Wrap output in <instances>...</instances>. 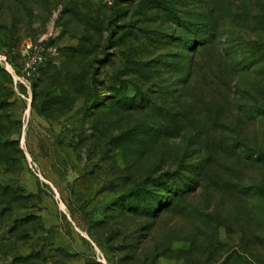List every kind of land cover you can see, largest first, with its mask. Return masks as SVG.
I'll use <instances>...</instances> for the list:
<instances>
[{
  "label": "rangeland",
  "instance_id": "1",
  "mask_svg": "<svg viewBox=\"0 0 264 264\" xmlns=\"http://www.w3.org/2000/svg\"><path fill=\"white\" fill-rule=\"evenodd\" d=\"M0 58V264H264V0H0Z\"/></svg>",
  "mask_w": 264,
  "mask_h": 264
},
{
  "label": "built area",
  "instance_id": "2",
  "mask_svg": "<svg viewBox=\"0 0 264 264\" xmlns=\"http://www.w3.org/2000/svg\"><path fill=\"white\" fill-rule=\"evenodd\" d=\"M0 61L7 66L5 58H0ZM41 61V52L36 48L30 50V54L28 55V59L22 71L25 72L26 75H29L33 71L34 66L41 63Z\"/></svg>",
  "mask_w": 264,
  "mask_h": 264
}]
</instances>
